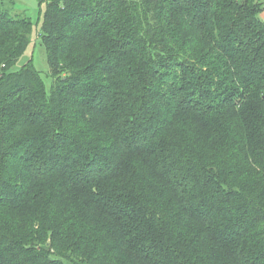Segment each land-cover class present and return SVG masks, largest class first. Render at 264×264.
<instances>
[{
    "label": "trees",
    "instance_id": "obj_1",
    "mask_svg": "<svg viewBox=\"0 0 264 264\" xmlns=\"http://www.w3.org/2000/svg\"><path fill=\"white\" fill-rule=\"evenodd\" d=\"M264 4L0 0V264H264Z\"/></svg>",
    "mask_w": 264,
    "mask_h": 264
},
{
    "label": "rangeland",
    "instance_id": "obj_2",
    "mask_svg": "<svg viewBox=\"0 0 264 264\" xmlns=\"http://www.w3.org/2000/svg\"><path fill=\"white\" fill-rule=\"evenodd\" d=\"M6 7L13 16L28 18L33 24L31 43L19 61L12 67L10 72H20L30 62L40 73L46 86L48 95L51 94L53 78L48 63L46 48L41 39L43 18L47 10L48 0H4ZM140 1V0H135ZM264 4V0H260ZM261 17L264 18L263 15Z\"/></svg>",
    "mask_w": 264,
    "mask_h": 264
}]
</instances>
